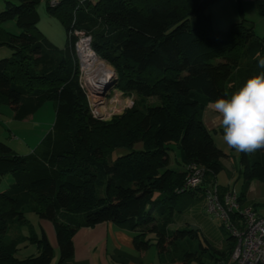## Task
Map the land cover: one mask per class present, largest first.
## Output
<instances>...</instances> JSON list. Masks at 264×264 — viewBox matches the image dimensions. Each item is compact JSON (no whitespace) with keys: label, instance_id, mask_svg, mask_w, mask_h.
Segmentation results:
<instances>
[{"label":"trees","instance_id":"16d2710c","mask_svg":"<svg viewBox=\"0 0 264 264\" xmlns=\"http://www.w3.org/2000/svg\"><path fill=\"white\" fill-rule=\"evenodd\" d=\"M41 1L5 0L0 10V23L13 20L19 29L0 27V46L10 49L0 58V106H9L16 119L48 100L55 110L51 128L28 153L0 140V264H50L53 258L45 233L35 232L26 210L51 222L56 264L72 257L78 228L102 222L127 228L136 251L152 246L162 262L209 264L207 255L226 264L234 243L228 231L225 249L218 250L196 227L169 225L194 196L204 197L223 169L228 155L214 144L202 112L209 101L227 98L264 72L257 66L264 34H255L241 15L226 28H193L191 16L215 0H43L65 30L60 48L37 27ZM254 5L264 17V0ZM72 29L90 35L96 55L116 72L115 88L132 96L109 121L90 113L78 85ZM172 145L180 150V161H174L182 168L170 166ZM115 149L122 151L112 158ZM188 162L200 165L203 177L195 188L182 189ZM238 164L241 203L251 180L264 181V149L239 153ZM217 186L222 196L227 187ZM11 224L27 226V233L8 235ZM32 243L36 254L16 256L20 245Z\"/></svg>","mask_w":264,"mask_h":264},{"label":"crops","instance_id":"0c3cea01","mask_svg":"<svg viewBox=\"0 0 264 264\" xmlns=\"http://www.w3.org/2000/svg\"><path fill=\"white\" fill-rule=\"evenodd\" d=\"M43 1V0H42ZM95 1V0H90ZM254 4V1L251 0ZM249 0H239L240 6L238 7V0H215L211 4H209L204 12H198L191 16L190 18V25L196 29H206L209 28L210 25L214 27H224L227 26L230 22L235 21L238 17L244 16L242 10V3L243 2H251ZM45 2V1H44ZM41 3V2H40ZM39 3V4H40ZM38 4V5H39ZM46 4V2L44 3ZM4 6L3 0L0 1V9ZM39 7V6H38ZM37 7V12L39 15V10ZM255 7V5H254ZM236 8V13H233V9ZM43 12L46 13L43 7ZM207 14V16L204 15ZM47 14V13H46ZM0 27L6 30L4 25H0ZM5 29H4V28ZM52 44V39L45 36ZM54 45V44H53ZM6 48L10 53V49L6 46H0V57H6ZM7 105L0 106V117L1 114L6 110ZM9 109V113L12 119H16L13 117V110L7 106ZM41 107V106H40ZM39 107V108H40ZM38 108V109H39ZM38 109L32 113L27 115L22 119H16L20 121H33V116L37 113ZM215 113L211 110L207 109V105L202 112V121L205 127L209 130L213 127L218 128L219 124L218 121L215 119ZM3 127V120L0 118V129ZM220 130V128H218ZM216 129V130H218ZM0 134H4V132L0 131ZM5 142V141H4ZM6 143V142H5ZM9 146L12 148L13 151L16 153L18 149L21 148H13V145L9 143ZM33 144L26 142L25 143V152L23 154L28 153L30 149H32ZM19 151V150H18ZM28 151V152H26ZM223 151V150H222ZM227 154V153H226ZM229 159V158H228ZM227 158L222 159V164L224 160L227 161ZM174 161V156H171L170 166H173L172 162ZM182 164H179V167L182 168ZM239 165V164H238ZM229 173H231V169L233 166L229 164ZM224 168V164H223ZM236 169V168H235ZM239 169H236L237 177L239 176ZM10 179L6 176V182ZM228 188H233L235 191L234 186L229 184L225 185ZM241 204H249L252 209L257 214H264V181L259 180V182H255L254 179L251 180L245 189L243 197L241 198ZM189 207V208H188ZM186 210L184 220L178 218V224L182 225V223L190 224L193 227H196L202 237L205 238L207 241L212 237H218L219 234L217 233V229L213 223V221L204 214L203 210L205 209L204 197L201 196L199 193L192 198L189 204H186L184 207ZM206 211V210H205ZM40 229L45 233L47 240L50 242L53 248V258L50 261V264H56L57 262V244L53 226L51 222L46 220H41L38 222ZM17 232L10 234V236H14ZM72 244H73V255L72 257L65 259L62 264H181L178 261L175 262H162L160 257L158 256L156 250L151 249L152 246L148 247L144 251H136L133 244H132V233L125 227H120L112 224L111 222H102L98 223L94 226L90 227H80L76 230V232L72 235ZM28 244L20 245L16 256L18 258L26 257L24 251L20 256V249L22 246H26ZM223 247V246H222ZM225 249V248H224ZM222 248H218V250H224ZM30 254H36L37 250L36 247L30 250ZM33 251V252H32ZM56 251V254H55ZM27 255V256H28ZM217 264V263H216Z\"/></svg>","mask_w":264,"mask_h":264},{"label":"built area","instance_id":"2783aa9c","mask_svg":"<svg viewBox=\"0 0 264 264\" xmlns=\"http://www.w3.org/2000/svg\"><path fill=\"white\" fill-rule=\"evenodd\" d=\"M57 1L48 0V3L52 5ZM71 37L74 38L73 63L77 67V81L85 94L90 113L98 119H105L112 113L122 112L131 103L132 96L123 95L115 87L110 95L108 83L114 71L96 55L90 45L89 34L72 29L68 31V38ZM184 169L186 175L182 189L198 186L202 181L203 168L188 162ZM204 203L206 212L219 217L233 237L226 264H264V214H257L249 204H241L231 189L220 196L216 182L206 188Z\"/></svg>","mask_w":264,"mask_h":264},{"label":"rangeland","instance_id":"374dc122","mask_svg":"<svg viewBox=\"0 0 264 264\" xmlns=\"http://www.w3.org/2000/svg\"><path fill=\"white\" fill-rule=\"evenodd\" d=\"M0 1H2V0H0ZM4 1L5 0H3V2ZM249 1H251V0H249ZM44 3H45L44 1H41V3L38 5L39 7L37 6L38 10H39V15H38L39 18L37 21V27L43 33L44 36H47L48 38L52 39L54 46L61 48V47H63V45L65 43V39H66L65 30H64L62 24L60 23V21L58 20V18L50 15L46 11V4H44ZM43 7H44V10L46 11L47 14L43 12ZM242 10H243L244 19L248 20L252 24L254 33L257 35H260V36L263 35L264 34V17L259 16L257 14L253 2L252 1L248 2V3L243 2L242 3ZM234 12L236 13V8L233 9V13ZM204 15L207 16L206 13H204ZM239 19H240V17H238L237 21ZM232 22H235V21H232ZM232 22H230L229 24H231ZM0 25L1 26L4 25L6 27V30L8 32H11V33H17L19 30L13 20L2 22V23H0ZM227 26L214 27L213 25H210L209 28L210 29H222V28H226ZM6 51H8L7 48H6ZM7 53L10 54L9 51L6 52V54ZM6 56H8V55H6ZM0 58H3V56ZM103 62L106 64V66H108L110 69H112V71H114L112 77H116V72H115L114 68L111 65H109L106 61L103 60ZM76 72H77V67H76ZM114 79H116V78H114ZM114 79L112 78V80H110V83H108L110 95L113 94L112 90L114 88H112V87H114L113 86L114 82H115ZM115 89L118 90L117 88H115ZM152 101H153V98L147 99V102H152ZM153 102H155V101H153ZM4 107H6V110H4V112L1 114V117H0L1 120H3V127L0 129V131L4 132V134H0V140L5 141L8 145L10 143L11 146L13 145V148H16V149L21 148V149H18L19 151L17 150V152H20V154H23L22 152H25L23 150H25L24 148H25L26 142L33 144L32 148H34L35 145L41 139V137L51 128L53 121H54V112H55L54 105H53V102L49 101V100L45 101L41 105V107L38 109L35 116H33L34 119L32 122L29 120L20 121V120L12 119L11 115L9 113L8 107L7 106H4ZM121 113L122 112L112 113L109 116H107L105 119L103 118V119H99V120L109 121L112 119V117L120 115ZM218 128H220V127H218ZM218 128L213 127L212 129H210L211 138H212L214 144L218 148H220L225 153H227V155H228L227 159L228 158L229 159L227 161L224 160V163H223L224 168L219 173L216 174L215 182L217 185H221V186H225L226 184L234 186L235 191L233 188H228V189L233 190L238 195L240 193L241 185L243 182L240 175L237 177V172H236V169L239 166L238 165L239 153L233 149H229L225 145V143L222 140V130L221 129L219 130ZM216 129H218V130H216ZM172 148L173 149L170 152V153H173V154H171L172 158H173V156H175L176 160L180 161V150L174 145H172ZM121 151H122L121 149L113 150L112 158L115 157V155ZM26 152H28V151H26ZM172 164H173V166L179 167V164H181V162L177 163V162L173 161ZM229 164H231L233 166V168L231 169V173H229L227 171V170H229V167H230ZM7 176L9 177V179H11L10 174ZM254 181L259 182V180H257V179H254ZM6 184H7V182H6V176H5L3 178L1 187H3V186L5 187ZM228 189L226 188V190H228ZM218 194H219V191H218ZM187 209L182 208L180 212H177L176 214H174L173 221L169 225L170 229H175V228L181 229V228L191 227L190 224L182 223V225H180L177 222L178 218H181L184 220V217H186L185 212ZM203 212L205 215H207V217H209L213 221V223L217 229V233L219 234L218 237H214V238L211 237L208 242L215 249H218V248L224 249L225 248V240H226L227 236L229 235V233L223 227L222 221L219 217L215 216L214 214L207 213L205 211V209L203 210ZM24 215L27 218V220L29 221L31 227L35 230V232L37 234H39L40 233V227H39L38 222H40L42 219L38 218L34 212L29 211V210H26ZM15 232H17V234L18 233L26 234L27 233V226H19L17 224H11L9 227V230H8V235L15 233ZM200 237L202 238V234H200ZM202 244H203V240H202ZM35 247H36V245L33 243L28 244L27 248H26V246H22L20 249L19 255L21 256L23 251L25 250L24 254L27 256L28 254H30L29 253V252H31L30 250L34 249ZM151 249L154 250V247H151ZM55 254H56V251H55ZM53 256H54V254H53ZM203 260L209 264H215L214 259L209 258L207 255L206 256L204 255ZM54 264H55V262H54Z\"/></svg>","mask_w":264,"mask_h":264},{"label":"clouds","instance_id":"9594fccd","mask_svg":"<svg viewBox=\"0 0 264 264\" xmlns=\"http://www.w3.org/2000/svg\"><path fill=\"white\" fill-rule=\"evenodd\" d=\"M257 66L264 69V56L257 53ZM222 130V140L238 153L264 149V72L247 78L227 98L207 104Z\"/></svg>","mask_w":264,"mask_h":264},{"label":"bare ground","instance_id":"6f19581e","mask_svg":"<svg viewBox=\"0 0 264 264\" xmlns=\"http://www.w3.org/2000/svg\"><path fill=\"white\" fill-rule=\"evenodd\" d=\"M113 78V77H112ZM114 78H116V77H114ZM116 81V80H115ZM115 87V86H114ZM114 87H112V88H114Z\"/></svg>","mask_w":264,"mask_h":264}]
</instances>
